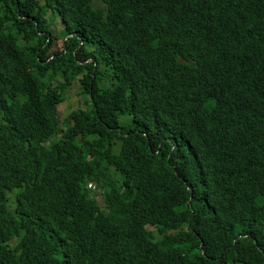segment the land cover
Segmentation results:
<instances>
[{
	"label": "trees",
	"instance_id": "1",
	"mask_svg": "<svg viewBox=\"0 0 264 264\" xmlns=\"http://www.w3.org/2000/svg\"><path fill=\"white\" fill-rule=\"evenodd\" d=\"M0 264H264V0H0Z\"/></svg>",
	"mask_w": 264,
	"mask_h": 264
},
{
	"label": "rangeland",
	"instance_id": "2",
	"mask_svg": "<svg viewBox=\"0 0 264 264\" xmlns=\"http://www.w3.org/2000/svg\"><path fill=\"white\" fill-rule=\"evenodd\" d=\"M59 22H60V19L57 20V23H59ZM61 28H63L62 25H61V27L58 26V28H57V26H53V27H51V30L54 32V34H58L59 31L61 30ZM48 43H51L50 39L48 40ZM59 79H61L62 81L66 80L65 78H63L60 75H59ZM56 85H58V82H56ZM77 91L75 90V85L66 90L67 99L61 103L60 108H59V112L63 114L62 120L64 119V117H67L71 113V111H72L71 103L74 105V107L79 106L76 103L78 101ZM121 124H123V127L126 128L127 125H132L133 123H132L131 119H129L127 116H122L121 117ZM100 204H103V202H100Z\"/></svg>",
	"mask_w": 264,
	"mask_h": 264
},
{
	"label": "clouds",
	"instance_id": "3",
	"mask_svg": "<svg viewBox=\"0 0 264 264\" xmlns=\"http://www.w3.org/2000/svg\"><path fill=\"white\" fill-rule=\"evenodd\" d=\"M66 90H67V89H64L65 93H66ZM121 135L127 136L128 134L123 133V134H121ZM117 179H118V177H117ZM89 187L92 188L93 190H95V185L91 184V185H89Z\"/></svg>",
	"mask_w": 264,
	"mask_h": 264
}]
</instances>
